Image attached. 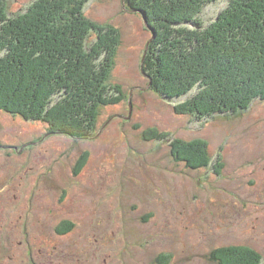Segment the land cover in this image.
I'll return each instance as SVG.
<instances>
[{"label":"rangeland","instance_id":"rangeland-1","mask_svg":"<svg viewBox=\"0 0 264 264\" xmlns=\"http://www.w3.org/2000/svg\"><path fill=\"white\" fill-rule=\"evenodd\" d=\"M36 2L6 0L11 16ZM228 6L208 5L201 22L209 27ZM86 16L121 33L112 84L123 101L101 110L85 140L0 111V264H156L158 254L217 264L212 253L233 247L264 264V101L241 114L179 116L175 108L199 91L173 101L151 91L142 65L153 32L143 15L125 0H92ZM178 140L207 142L208 168L178 162ZM67 221L77 229L62 236ZM82 245L95 248L90 257L63 254Z\"/></svg>","mask_w":264,"mask_h":264},{"label":"trees","instance_id":"trees-1","mask_svg":"<svg viewBox=\"0 0 264 264\" xmlns=\"http://www.w3.org/2000/svg\"><path fill=\"white\" fill-rule=\"evenodd\" d=\"M220 1H228V8L205 26L200 16ZM91 2L37 0L25 13L11 16L6 0H0V111L45 123L49 135L85 140L94 136L101 110L122 103L124 92L112 84L122 36L86 16ZM125 4L145 13L153 32L142 66L151 91L168 101L199 91L175 108L177 115L201 120L241 114L264 101V0ZM155 137L164 141L168 136ZM170 147L190 170L207 169L212 161L205 141L178 140ZM211 260L261 264L263 257L233 247L214 251Z\"/></svg>","mask_w":264,"mask_h":264},{"label":"flooded vegetation","instance_id":"flooded-vegetation-1","mask_svg":"<svg viewBox=\"0 0 264 264\" xmlns=\"http://www.w3.org/2000/svg\"><path fill=\"white\" fill-rule=\"evenodd\" d=\"M65 224H69V226L65 227ZM76 229H77V226L75 224L67 221V222H64L62 225L59 226L57 232H59L62 236H64V235L66 236V235L71 234L72 232H75ZM54 249L56 251L59 250L58 247L57 248L54 247ZM91 250L95 251V248H90V246L82 245V246H75V247H73V248H71L69 250H66V252L63 253V254L67 255V256H72V255L76 256V253L79 252L82 255H87L88 257H90L92 255V251ZM173 258L174 257L172 255L165 254V255L161 256L160 254H158V256L155 258V263L156 264H170V261ZM162 259H165V263H161L160 260H162ZM87 260L89 262L88 264H94L95 263V262H92L90 259H87ZM81 261L82 260L79 259L77 261H73V263L72 262H68L67 264H86V262L81 263ZM52 262H53L52 264H64L65 261H60V259L59 260L54 259V260H52Z\"/></svg>","mask_w":264,"mask_h":264},{"label":"water","instance_id":"water-1","mask_svg":"<svg viewBox=\"0 0 264 264\" xmlns=\"http://www.w3.org/2000/svg\"><path fill=\"white\" fill-rule=\"evenodd\" d=\"M142 15H143V17H144V21H145V23H146V25H147V27L152 31V29H151V27L149 26V23H148V19H147V16H146V14L145 13H143V12H140ZM155 33H154V38H155ZM148 50V49H147ZM146 54H147V51H146V53H145V57H146ZM145 57H144V60H143V65H144V62H145ZM142 65V66H143Z\"/></svg>","mask_w":264,"mask_h":264}]
</instances>
